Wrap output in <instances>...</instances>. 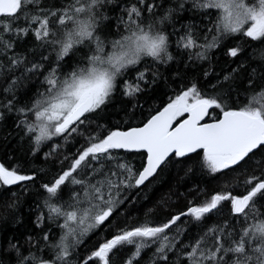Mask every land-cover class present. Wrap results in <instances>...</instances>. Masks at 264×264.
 Listing matches in <instances>:
<instances>
[{"label":"snow or ice","instance_id":"6c2138e0","mask_svg":"<svg viewBox=\"0 0 264 264\" xmlns=\"http://www.w3.org/2000/svg\"><path fill=\"white\" fill-rule=\"evenodd\" d=\"M105 0H68L66 7L47 8L42 0H0V51L12 47L11 38L5 40V33L27 35L57 50V59L63 60L74 49L86 46V62L60 76L55 69L45 77L48 85L40 98L30 107L18 111L25 116L31 113L35 122L22 121L29 133H37L35 142L39 145L54 136H66L77 131L88 115L101 110L120 84L123 94L134 96L140 92V82L146 80V73L136 69L145 57L156 61L171 60L168 53L169 38L151 28L145 30L138 22L142 11L133 4L127 9V35L112 41L106 51L104 41L97 36L96 10ZM145 3V0H138ZM183 3L180 7L183 8ZM193 7L205 10V15L217 16L215 28L208 29L214 35L206 34L204 43H199L189 31L178 42L185 49L199 48L202 51L190 53L199 59L207 58L209 50L219 46L226 35H241L253 41H264V0H193ZM154 5H146L144 11L152 12ZM55 18L50 23L52 18ZM167 18V17H165ZM25 27H18L20 20ZM53 24L61 26L58 35ZM71 27H68V26ZM95 45L92 47V45ZM239 48H231L228 55L237 57ZM22 58L10 61L12 65ZM40 66L33 65L29 70ZM138 72L134 82L123 77L130 71ZM228 79V77H225ZM252 81H249L251 84ZM11 101L6 107L11 110ZM220 111L218 119L211 118L213 111ZM185 114H187L185 116ZM185 117L183 119H179ZM125 149L143 151L146 164L142 170L134 171L130 166L117 163L115 170L105 168L104 161L115 158L112 150ZM264 150V93L253 96L252 101L240 108L228 107L222 96H205L192 84L168 103L162 111L152 115L142 126L126 131H111L106 135H93L71 158L65 157L68 167L50 183L42 185L47 193L45 206L48 214L38 220L63 218L60 225L64 234L56 245L53 260H41L35 256L20 254L16 244L11 248L19 257L18 264H71L70 257L82 238L90 231L105 225L120 203L121 188L139 187L149 180L170 158H184L202 152V166L211 173L234 169L247 162L256 151ZM93 161L98 166L93 165ZM34 176L19 174L15 169L0 165V184L15 185L33 180ZM241 194L216 193L200 205L193 204L186 212L171 217L166 223L153 226L145 223L128 229H120L111 239L99 244L88 256L81 257L78 264H112L111 255L126 245L134 246L132 258L126 264L140 257L141 252L159 242L156 252L167 261V250L175 247L176 238L169 239L168 231L181 221L191 217L196 222L204 220L209 213L218 210L223 202L230 204V213L239 220V228L233 221L224 226L209 228L184 253L186 264H264V213L257 209L258 200H264V177H251ZM68 184L79 185L80 192L73 191L71 202L60 204L61 193ZM81 192L84 194L81 195ZM50 201H54L51 202ZM182 229L177 226V236ZM71 238V241L69 240ZM45 240L48 236L45 235Z\"/></svg>","mask_w":264,"mask_h":264},{"label":"trees","instance_id":"16d2710c","mask_svg":"<svg viewBox=\"0 0 264 264\" xmlns=\"http://www.w3.org/2000/svg\"><path fill=\"white\" fill-rule=\"evenodd\" d=\"M249 4L254 0H247ZM183 3V8L180 4ZM47 8L66 7L68 0H42ZM136 4L142 11L138 22L145 30L160 32L169 38L168 53L171 60L156 61L150 57L142 59L136 69L146 73V80L140 82L141 91L134 96L123 94V84L112 94L101 110L88 115L77 131L66 136H54L49 140L35 142L37 133H29L22 121L34 122V116L20 113L18 109L30 107L40 98L48 87L45 77L55 69L63 76L78 65L86 62V46L74 49L63 60L57 59V50L37 40L29 32L27 35L5 33V40L11 38L12 47L0 51V165L19 174L34 176L33 180L15 185L0 184V264H18L19 257L11 248L16 244L20 254L35 256L41 260H53L56 245L64 234L60 225L63 218L56 220L38 217L48 214L45 206L47 193L42 185L52 182L68 161L93 135L103 136L111 131H125L143 125L152 115L165 107L177 95L195 84L205 96H222L228 107L240 108L252 101L253 96L264 93V41H253L241 35H226L219 46L209 50L207 58L199 59L190 53L202 51L199 48L185 49L178 43L181 37L191 31L199 43H204L214 35L208 29L215 28L217 16L205 15V10L193 7V0H105L96 10L97 36L104 41L106 51L110 43L127 35V9ZM154 5L152 12L144 11L146 5ZM167 17V18H165ZM53 17L50 21H54ZM18 27H25L22 19ZM68 27H71L70 25ZM58 35H62L61 26L53 24ZM95 45L93 44L92 47ZM231 48L241 49L237 57L228 55ZM22 58L16 65L11 60ZM39 65L36 70H29ZM138 72L128 71L123 79L134 82ZM228 77V79H225ZM252 81L249 84V81ZM11 101V110L8 102ZM213 111L211 118L218 119L220 111ZM181 117L179 119H183ZM116 159L104 161L105 168H113L117 163L140 171L144 165L143 153H125L113 150ZM94 166H98L93 161ZM264 177V150L234 169L220 173H211L202 166V152L184 158H170L147 183L141 187L121 188L119 200L112 217L105 225L90 231L82 238L70 257L71 264H78L81 257L88 256L99 244L116 234L120 229H128L149 223L153 226L166 223L192 206L200 205L216 193L232 192L241 194L247 185L245 180L251 177ZM80 192L79 185L68 184L61 193L60 204L70 203L73 191ZM81 195L84 194L81 192ZM54 202V201H50ZM257 209L264 213V200H258ZM233 221L239 228V220L230 213V204L222 206L201 222L191 217H182L169 231L175 247L166 249L167 261L160 259L156 252L159 242L145 248L132 264H186L184 253L190 246L208 231L209 228L231 226ZM177 226L182 233L177 236ZM45 235L48 239L45 240ZM71 241V238H69ZM134 246L126 245L114 250L112 264H126L132 258Z\"/></svg>","mask_w":264,"mask_h":264},{"label":"water","instance_id":"95a60500","mask_svg":"<svg viewBox=\"0 0 264 264\" xmlns=\"http://www.w3.org/2000/svg\"><path fill=\"white\" fill-rule=\"evenodd\" d=\"M162 110H163V109H161V110H159V111H162ZM159 111H158V112H159ZM158 112H157V113H158ZM157 113H156V114H157ZM154 115H155V114H154ZM203 122H204V121H203ZM211 122H212V121H210L209 123H211ZM141 126H142V125H141ZM138 127H140V126H138ZM125 131H126V130H125ZM116 151H121V152H125V153H143V154L145 155L144 165L146 164V154H145L143 151H139V152H137V151H129V150H125V149H119V150H116ZM190 155H193V154H190ZM190 155H189V156H190ZM187 157H188V156H187ZM144 165H143V166H144ZM162 166H163V165H162ZM162 166H161V167H162ZM161 167H160V168H161ZM160 168H159V169H160ZM159 169H157V172H158ZM141 170H142V169H141ZM157 172H156V173H157ZM156 173H155L152 177H154V176L156 175ZM152 177H150L149 180H150ZM149 180H148V181H149ZM148 181H146L145 183H147ZM18 183H19V182H18ZM18 183H17V184H18ZM145 183H144V184H145ZM144 184H143V185H144ZM141 186H142V185H140L139 187H141Z\"/></svg>","mask_w":264,"mask_h":264},{"label":"rangeland","instance_id":"374dc122","mask_svg":"<svg viewBox=\"0 0 264 264\" xmlns=\"http://www.w3.org/2000/svg\"><path fill=\"white\" fill-rule=\"evenodd\" d=\"M123 88H124V84H123ZM170 102H171V101H170ZM170 102H169V103H170ZM163 108H164V107H163ZM163 108H162V109H163ZM156 113H157V112H156ZM156 113H155V114H156ZM186 115H187V114H185V116H186ZM34 122H35V121H34ZM78 125H79V124H78ZM78 125H77V126H78ZM80 125H82V124H80ZM37 134H38V132H37ZM112 152H113V150H112Z\"/></svg>","mask_w":264,"mask_h":264}]
</instances>
